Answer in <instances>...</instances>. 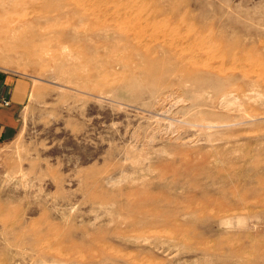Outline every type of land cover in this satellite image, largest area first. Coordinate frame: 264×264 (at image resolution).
Here are the masks:
<instances>
[{"label":"rangeland","instance_id":"1","mask_svg":"<svg viewBox=\"0 0 264 264\" xmlns=\"http://www.w3.org/2000/svg\"><path fill=\"white\" fill-rule=\"evenodd\" d=\"M22 1L14 17L48 7L57 15L68 0H38L33 10ZM70 8L78 24L128 15L127 36L153 38L165 58L124 67L121 55L103 60L92 40L75 59L83 88L14 41L0 48V74L29 83L18 135L0 143V264H264V0H73ZM45 22L11 36L52 30ZM242 49L251 55L243 63Z\"/></svg>","mask_w":264,"mask_h":264},{"label":"bare ground","instance_id":"2","mask_svg":"<svg viewBox=\"0 0 264 264\" xmlns=\"http://www.w3.org/2000/svg\"><path fill=\"white\" fill-rule=\"evenodd\" d=\"M31 2L33 3V4L30 5V7L32 6L31 7L32 10L34 8H38L37 7L38 6V4H37L38 3V0H32ZM45 4H49V2L47 0H45L44 5ZM71 4H73V0H68L67 2L65 1V3L61 7L55 9V10L58 11V14L57 15H52L51 14V12H50L51 11V7H50V9H49V7L46 8V9H44V10L43 9H39V10H41L40 15L38 17L32 16V18H31V17H27L26 14L25 15H22L20 17H14L12 15V13L16 9V7L23 6L24 5V3H23L22 0H0V48H3V51L4 50L5 51H8V50H10V47L9 46H10L11 42L14 41V42H16L15 44L17 45L16 48L20 47V49L22 51V54L26 53L25 56H29L28 54H33L32 58L34 57V55L37 56V54L39 56H41V57L37 56L39 58H37L35 56L38 59V62H40L39 64L42 66L41 68H44L46 66L44 68L46 70H47V68L48 69H51V70H55L56 69L57 73L59 74L58 76H60L62 78L63 82H65L66 84H70L72 86H75V87H83V88L86 86V83L87 82L85 83V82H82V81H78L77 78L74 79L75 76H73V73L76 70V66L75 65H77V62H76L75 59L79 55H83V53H86L87 51L90 50V41L93 42L92 40L97 41L96 44H95L96 46H94L95 52L97 54L100 53L102 55H105V57L103 58V60L106 58V55H108L110 57H111V55L112 56L113 55L114 56L121 55V57H120L121 59L118 58L119 60L118 59L117 60H118L119 64L121 63L123 66L125 65L124 67H127L128 65H130V63L131 64H137V63L139 64V62H142L143 60L145 62H149V65L148 66L151 67L150 63L159 64L165 58L164 56L158 57V56H156L154 54V52L155 51L157 52L160 49V47L158 45L157 46H153V43H155L154 40H153V38H150V42L143 41L140 38L136 39L137 42H134V39L133 38H130V37L127 36L128 34H126V31L123 30L121 24H124L125 22L128 21L127 20L128 19V15H124L122 13L120 14L119 12H116V14H114V15H109V16L105 15L103 21H100L98 18L97 19L95 18L93 20L90 19V18H88V19H85L87 22H83L82 24L79 23L80 24L79 25L78 24V21L79 20H77L76 18L78 16H80V14L75 13L74 12L75 10H73V9L70 8V5ZM35 5H37V6H35ZM56 6H59V4L56 5ZM30 18H31L32 21H29ZM40 19H44L47 22V23L46 22L45 23L48 24L47 26L53 27V29L50 30V31H47V32H45L47 29L46 30L44 29L45 30L44 32L43 31L41 33L38 32L39 35L38 34H35V32H34V34L29 35L30 38L28 40H26L25 38L24 39L23 38L21 39L20 37H18V38L17 37H14V35L11 36L12 33L15 31V29L19 28L20 29V32L22 30H24V29L27 30V26L29 25L30 22H34L35 23V22H38ZM80 21H81V19H80ZM105 22H107L108 24L105 23ZM112 24H118L122 29L121 28H116V27L112 26ZM54 25H56L55 26L56 28H54ZM31 28H29V29H31ZM19 29H17V30H19ZM102 31H105V32H103L102 35H101V32ZM110 31L116 33L117 34V37H115L114 34L109 33ZM135 34H133V35H135ZM18 35H19V33H18ZM139 36L140 35H137V37H139ZM21 37H22V35H21ZM100 38L103 39V42L100 40ZM13 45H14V43H13ZM243 49H242V55L239 58V62H242V63H243V60H248L249 59V56H246V55H250V52L248 50H247V53H246V51H244ZM22 54L19 53L17 55H20L21 56ZM45 54H50L49 56L46 57L47 59H43L45 56L42 57V55H45ZM244 54H246V55H244ZM95 56H96V54H95ZM108 56H107L106 59L109 58ZM113 58L112 59L109 58V61H110V59L112 61ZM100 59L102 60V58H100ZM94 60H96V59H94ZM117 60H114V62L115 61L117 62ZM109 61H107V62H109ZM38 62L35 61L36 64ZM102 62L103 61H101L100 63H102ZM95 63H97V62H94V64ZM112 63H110V64H112ZM247 63H248V61H247ZM39 64H38V66H39ZM103 64H105V63H103ZM113 64H115V63H113ZM100 65H102V64H100ZM123 66H121L122 69H125ZM157 66H159V65H157ZM157 66H156V68H157ZM33 67H35V66H33ZM101 67L102 66H100V68ZM104 67H105V65H104ZM154 67H152V68H154ZM178 68H180L185 73L184 76L186 78H189L190 77V78H192V80H195V82L197 83V85H199L198 87H202L201 85L205 83V80L203 79L204 77L201 78L199 76H194V74H193L195 72L194 70H192V69H186V67H183V66H178ZM110 69L113 70V68H111V67H110ZM159 69H161V68H159ZM133 70L131 69L130 71H133ZM103 71H105V70H103ZM125 72H124V74H127ZM95 73L96 72H94V74ZM101 73H103V72H101ZM154 73H155V69H154ZM108 74H109V72H108ZM117 74H119V73H117ZM150 74H151V72H150ZM103 75L106 76L107 74H103ZM112 75H110V76H112ZM86 76H87V74H86ZM98 76H99V74H98ZM107 76H109V75H107ZM184 76H183V78H184ZM112 77H114V75ZM128 77L129 76H127V78ZM99 78H100V76L97 77V79H99ZM144 79H145V77L143 78V81H144ZM82 80L84 81L83 78H82ZM114 80H117V79H114ZM138 80L139 79H137L136 81L138 82ZM208 80H210V78ZM231 80H232V77L231 76L230 77H225V79H224L225 84L223 83L224 84V87H227L228 88L230 86ZM90 81H88V83H91ZM102 82L104 83V81H102ZM110 82H112V80H110ZM139 82H140V80H139ZM93 83H95V82H93ZM100 83H99V86H100ZM112 84H114V83H112ZM93 85L94 86L95 85L97 86L96 83L93 84ZM108 85H107V87H108ZM224 87H223V85H221V82H220L219 86L217 88L213 89V90H216V93H217V92L222 91ZM108 89H111V88L108 87ZM225 93H226V91L225 92H222V94H220V95L223 96V95H225ZM207 94H209V93H207ZM206 99H208V98H206ZM122 100H123V98H122ZM205 108H207V107H205ZM201 109H203V107ZM197 110H200V108L197 109ZM208 110H209V112L210 111H213L210 108ZM199 115H200V113H199ZM215 126H217V125H215ZM257 161H258V159H257ZM255 163H257V162H255ZM258 163H261V161L258 162Z\"/></svg>","mask_w":264,"mask_h":264},{"label":"crops","instance_id":"3","mask_svg":"<svg viewBox=\"0 0 264 264\" xmlns=\"http://www.w3.org/2000/svg\"><path fill=\"white\" fill-rule=\"evenodd\" d=\"M29 83L24 79L0 74V143L16 138L20 126V110L28 98Z\"/></svg>","mask_w":264,"mask_h":264}]
</instances>
